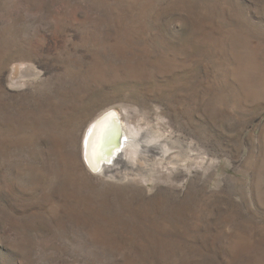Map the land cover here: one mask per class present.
<instances>
[{
    "label": "rangeland",
    "instance_id": "rangeland-1",
    "mask_svg": "<svg viewBox=\"0 0 264 264\" xmlns=\"http://www.w3.org/2000/svg\"><path fill=\"white\" fill-rule=\"evenodd\" d=\"M110 113L173 160L93 172ZM0 264H264V0H0Z\"/></svg>",
    "mask_w": 264,
    "mask_h": 264
},
{
    "label": "bare ground",
    "instance_id": "bare-ground-1",
    "mask_svg": "<svg viewBox=\"0 0 264 264\" xmlns=\"http://www.w3.org/2000/svg\"><path fill=\"white\" fill-rule=\"evenodd\" d=\"M126 128L113 113L106 114L89 128L84 156L93 172L113 177L142 174L151 171L157 159L173 160L164 142L151 138L149 129Z\"/></svg>",
    "mask_w": 264,
    "mask_h": 264
}]
</instances>
